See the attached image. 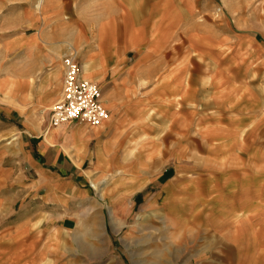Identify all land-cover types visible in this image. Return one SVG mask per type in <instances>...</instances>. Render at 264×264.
Masks as SVG:
<instances>
[{"label": "rangeland", "instance_id": "374dc122", "mask_svg": "<svg viewBox=\"0 0 264 264\" xmlns=\"http://www.w3.org/2000/svg\"><path fill=\"white\" fill-rule=\"evenodd\" d=\"M51 47L60 57L56 61L52 55L47 67L73 53L81 74L101 87L104 104L117 102L114 116L105 105L108 118L87 125L89 149L74 152L76 158L88 154L86 176L69 172L67 179L75 184L64 189L60 202L46 205L61 209L58 219L68 230L61 242L62 263L264 261V202L255 201L258 214H249L247 223L236 211L228 217L227 231H212L208 215L189 209L194 202L189 174L173 177L172 169L189 158H209L197 151L195 137L176 128L184 101L220 98L241 113L232 121L242 123L243 134L255 127V181L264 176V0H0V69L14 61L26 65L28 56ZM59 98L60 92L49 109H39L38 118L44 117L48 128L55 127L50 109ZM243 103L250 108L238 110ZM228 119L223 112L220 121L227 126ZM6 133L0 128V148L16 144L17 135ZM7 155L4 165L11 167ZM235 173L238 189L241 178ZM23 174L27 167L15 175L10 170L9 182L0 186L6 217L18 215L17 220L43 198L41 191L36 198L27 195Z\"/></svg>", "mask_w": 264, "mask_h": 264}, {"label": "crops", "instance_id": "0c3cea01", "mask_svg": "<svg viewBox=\"0 0 264 264\" xmlns=\"http://www.w3.org/2000/svg\"><path fill=\"white\" fill-rule=\"evenodd\" d=\"M35 43L34 39L28 41L31 46H35ZM31 49L32 47L29 51ZM56 50L57 48L51 47V50L45 49L39 55L32 54L28 56L26 65L14 61L8 67L0 69V128L7 132L6 135H17L15 145H2L0 148V168H4L3 174L6 176L0 175V186L9 182L10 170L15 175L24 166L28 170L27 175L23 174L26 178L23 183L28 191L27 195L32 192L31 198H36L41 191L43 197L42 205L26 208L22 219L17 220L18 215L6 217L9 209H3L0 187V216L4 215L0 219V264H63L66 256L61 253V242L68 230L58 219L62 214L61 209L47 208L46 205L60 202L64 197V189L69 184H75L74 180L67 179L69 172L86 176L84 165L88 154H78L76 158L74 152L89 149L92 138L88 135V123L74 121L48 128L45 118H38L39 109H49L47 107L56 93L60 92V96L62 94L63 64L47 67L52 55L58 61L60 56ZM39 73L41 76L36 80V74ZM177 80L179 83V77ZM52 85L55 86V92H51ZM190 99L184 101L186 108L182 118L177 120L176 128L181 134L195 137L197 151L206 152L209 158L193 157L177 163L172 166L173 177L179 173H188V182L193 183H187L192 185L189 191L193 192L191 200L194 199L189 207L191 213L208 215L206 223L210 224V230L227 231L229 216L237 211L240 216L238 220L246 222L244 219L249 214H258L255 213V209H259L255 201L264 202V192L260 197V193L264 191V176L255 181V127L248 128L243 134L242 123L232 121L234 116L240 117L241 113H238L236 107H232L235 104L231 105L230 101L226 103L220 98H210L209 101L205 97L192 96ZM105 105L109 111H114L117 102L106 101ZM243 107L250 108L248 103H243L238 110ZM223 112L230 118L226 121L227 126L220 121ZM111 114L114 116L116 112ZM250 116L254 120L255 112ZM8 152L12 156L11 167L4 165ZM185 155L184 153V157ZM209 160L212 163L204 165ZM236 171L241 178L238 180V189L234 179ZM19 178L22 179L20 176ZM230 182L232 187L228 188L227 184ZM183 183L179 182L176 188L180 192ZM245 183H251V186L244 187ZM33 189L36 190L35 193ZM236 190L238 192L234 193ZM227 193L229 196L226 197ZM228 197L231 203L225 202ZM232 206L238 210H232ZM255 246L256 243L252 242L249 248L253 251ZM258 264H264V261H259Z\"/></svg>", "mask_w": 264, "mask_h": 264}, {"label": "built area", "instance_id": "2783aa9c", "mask_svg": "<svg viewBox=\"0 0 264 264\" xmlns=\"http://www.w3.org/2000/svg\"><path fill=\"white\" fill-rule=\"evenodd\" d=\"M62 64L63 90L50 109V122L55 126L74 121L100 125L109 116L101 87L95 80L81 74V66L73 53L65 54Z\"/></svg>", "mask_w": 264, "mask_h": 264}, {"label": "bare ground", "instance_id": "6f19581e", "mask_svg": "<svg viewBox=\"0 0 264 264\" xmlns=\"http://www.w3.org/2000/svg\"><path fill=\"white\" fill-rule=\"evenodd\" d=\"M95 185H96V184H95ZM95 188H96V187H95ZM103 196H104V195H101L100 197H102V198H103ZM113 212H114V211H113Z\"/></svg>", "mask_w": 264, "mask_h": 264}]
</instances>
